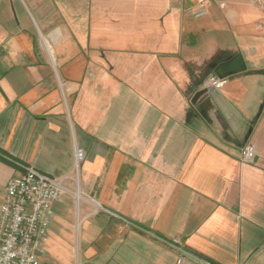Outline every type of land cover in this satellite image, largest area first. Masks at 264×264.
Wrapping results in <instances>:
<instances>
[{"label": "crops", "instance_id": "obj_1", "mask_svg": "<svg viewBox=\"0 0 264 264\" xmlns=\"http://www.w3.org/2000/svg\"><path fill=\"white\" fill-rule=\"evenodd\" d=\"M202 1L0 0V206L63 181L44 264H264V0Z\"/></svg>", "mask_w": 264, "mask_h": 264}, {"label": "built area", "instance_id": "obj_2", "mask_svg": "<svg viewBox=\"0 0 264 264\" xmlns=\"http://www.w3.org/2000/svg\"><path fill=\"white\" fill-rule=\"evenodd\" d=\"M210 3L211 0H203L198 6L189 5L184 10L190 16L199 18L207 14ZM221 6L224 7L225 4L222 3ZM211 82L213 85L220 83L214 78ZM241 156L244 162H253L254 146L245 145ZM76 158L77 162L81 161L84 158V151L78 149ZM63 190L62 180L33 167H25L23 174L10 180L0 206V264H44L41 258L45 254L50 214L60 200ZM172 243L181 252L178 263L185 257L199 259L181 247L178 240Z\"/></svg>", "mask_w": 264, "mask_h": 264}, {"label": "water", "instance_id": "obj_3", "mask_svg": "<svg viewBox=\"0 0 264 264\" xmlns=\"http://www.w3.org/2000/svg\"><path fill=\"white\" fill-rule=\"evenodd\" d=\"M208 93V89H203L201 91H199L193 98L192 103L196 104L198 102V100L200 101L202 97L206 96Z\"/></svg>", "mask_w": 264, "mask_h": 264}, {"label": "bare ground", "instance_id": "obj_4", "mask_svg": "<svg viewBox=\"0 0 264 264\" xmlns=\"http://www.w3.org/2000/svg\"><path fill=\"white\" fill-rule=\"evenodd\" d=\"M77 164H78V162H77ZM77 168H78V166H77ZM78 184V183H77ZM75 194H76V196H77V198L80 200L81 199V197H83V196H81V193H80V190H79V187H78V189H77V191L75 192ZM74 194V195H75ZM84 216V215H83Z\"/></svg>", "mask_w": 264, "mask_h": 264}, {"label": "rangeland", "instance_id": "obj_5", "mask_svg": "<svg viewBox=\"0 0 264 264\" xmlns=\"http://www.w3.org/2000/svg\"><path fill=\"white\" fill-rule=\"evenodd\" d=\"M25 9H26V8H25ZM31 9H32V8H31ZM26 11H27V13L29 14L30 19L32 20V17H31L32 14L30 13L29 10L26 9ZM32 11H33V10H32ZM34 13H35V12H34ZM50 52H51V50H50Z\"/></svg>", "mask_w": 264, "mask_h": 264}]
</instances>
